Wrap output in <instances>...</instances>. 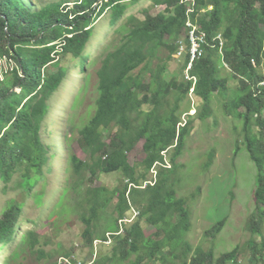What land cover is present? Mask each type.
Returning a JSON list of instances; mask_svg holds the SVG:
<instances>
[{
  "label": "trees",
  "instance_id": "obj_1",
  "mask_svg": "<svg viewBox=\"0 0 264 264\" xmlns=\"http://www.w3.org/2000/svg\"><path fill=\"white\" fill-rule=\"evenodd\" d=\"M140 1L61 0L35 7L28 0H0V55L15 64L0 81V180L5 188L20 177L23 188L31 193L45 178L56 154L44 143L42 132L52 111L50 103L69 78L70 65L85 55L96 23L105 14L113 12L116 28L130 7ZM182 1L150 0L152 6L144 11V18L129 19V34H121L110 45L95 72L99 93L96 110L88 124L81 129L86 119L77 130L76 137L88 157L83 160L70 155L69 188L77 196V208L84 210L85 246L93 253L96 242L113 245L112 256L102 259L98 253L93 264L117 260L126 264H239V247L219 258L214 250L192 247L186 239L192 229V213L187 200L178 198L172 182L194 121V116L185 123L182 119L193 83L178 79L185 74L188 60L178 77L166 79L186 33L189 3ZM195 1L199 26L208 34L209 42L191 72L198 79L194 93L199 102L195 104L197 116L203 121L211 118L212 100L219 94L226 102L225 114L243 122L244 142L258 171L254 197L258 227L264 222V88L259 87L264 80V0ZM211 6L213 10L208 11ZM160 7L164 11L153 15L152 10ZM219 34L223 35L228 67L222 59L220 41L214 42ZM163 50L169 52L167 60L159 57ZM224 71L238 83L233 97ZM193 108V103L187 105L184 113ZM66 139L70 144L72 137ZM142 141L146 158L139 169L130 163L129 156ZM215 158L213 150L207 170ZM167 163L173 167L167 168ZM153 170H157L155 177ZM119 172L124 176L121 188L110 192L89 185L101 175ZM42 198L39 196V201ZM61 205L54 222L60 218L67 221L65 217L76 211L74 207L64 210ZM24 207L25 203L14 200L4 211L0 248L15 243ZM134 212L139 213L137 218L125 223ZM226 223V219L220 221L206 236L217 238ZM146 226L154 228L153 233L147 234ZM21 247L4 264H16L26 251L39 259L48 256L35 231L24 236ZM252 247V264H264V239L260 247ZM73 256L67 252L64 257L77 264Z\"/></svg>",
  "mask_w": 264,
  "mask_h": 264
},
{
  "label": "rangeland",
  "instance_id": "obj_2",
  "mask_svg": "<svg viewBox=\"0 0 264 264\" xmlns=\"http://www.w3.org/2000/svg\"><path fill=\"white\" fill-rule=\"evenodd\" d=\"M28 1L32 6L40 7L61 0ZM151 6L150 0H142L131 6L128 15L116 28L113 24L112 11L96 23L95 35L85 55L70 65L69 78L50 103L52 111L42 136L44 143L52 149V154L55 153L56 157L46 168L45 178L36 189L31 193L27 192L22 186L20 177H16L7 188L0 180V219L12 201L25 203L18 237L12 245L0 248V264H4L14 253L20 252L24 236L33 231L40 235L42 249L48 256L39 259L36 254L30 255L26 251L27 253L16 264H75L64 257L67 252L74 255L77 264H93L98 253L103 257L102 259L112 256V244L102 245L101 242H96L93 253L85 246L82 238L85 225L81 220L84 210L77 208V196L74 192H69L72 170L70 155L74 153L83 160L88 157L80 149L76 137L79 135L77 130L86 119L81 129L88 124L93 115L91 113L96 110L99 93L95 72L101 63V56L110 50V45L119 40L121 34H129V19L133 16L143 19L144 11ZM164 9L163 7L153 9V15L161 13ZM159 57L167 60L169 52L163 50ZM183 63L178 59L170 62L166 75L168 81L173 80L175 76L178 77V73L182 72ZM7 68H15V64H7ZM5 70L3 63L0 71ZM52 72H55V69H52ZM4 76L0 75V81ZM223 76L229 80L230 96L233 97L237 93L238 83L231 79L226 71L223 72ZM178 79L185 81V74H181ZM16 92L21 93V90L17 89ZM191 97L193 98L194 95ZM191 100L189 98L184 104L182 119L185 123L189 121L190 116H194L193 126L184 153L177 161L172 181L178 198L187 200V207L192 213V229L186 239L193 248L201 247L207 252L214 250L218 258L239 247V264H252L254 253L252 245L260 247L262 244L264 222L258 227L255 224L259 222V210L254 198L258 171L244 142V124L241 120L225 114L226 102L222 95L215 94L211 104L212 116L205 121L197 116V109L189 114L184 113L186 106L192 105ZM196 101L195 99V104ZM197 104L199 105L198 101ZM71 137L72 140L68 144L66 138ZM107 142L109 143L108 139ZM144 143L145 141H142L129 156L130 163L138 166L139 169L142 168L141 164L146 158ZM213 150L216 151V158L213 166L207 170L209 153ZM166 167L171 168L173 165L167 163ZM151 174L155 177L157 170H153ZM89 185L106 188L111 192L123 187L124 176L120 172L101 175L94 185L90 182ZM39 196H43L41 201ZM60 205L64 210L69 211V208L74 207L76 211L65 217L67 221L60 218L59 221L54 222ZM114 205L115 202L109 207L108 213H113ZM138 214L134 212L130 220L137 218ZM224 219L227 221L225 229L217 238L212 235L206 236L207 231H211ZM257 219L258 221L254 222ZM145 231L151 234L154 228L146 226ZM107 264L126 263L117 260Z\"/></svg>",
  "mask_w": 264,
  "mask_h": 264
},
{
  "label": "built area",
  "instance_id": "obj_3",
  "mask_svg": "<svg viewBox=\"0 0 264 264\" xmlns=\"http://www.w3.org/2000/svg\"><path fill=\"white\" fill-rule=\"evenodd\" d=\"M183 3H189L187 7V21H186V33L183 36V39L178 43V52L174 56L175 59H178L180 62H186L188 60V65L185 71V81L192 82L193 86L190 90V98L193 101V106L195 108V96H191L195 93V88L198 82V79L192 76L191 72L193 71L194 64L200 60L205 55V45H209L208 34L202 30L199 26L198 21V7L195 0H183ZM213 7H209L208 11H212ZM205 10H201V13ZM217 39H214V42L220 41L221 43V55L226 67L227 64L224 60L223 54V35L219 34ZM216 47V45L212 46ZM186 59V61H185ZM5 63L6 72L8 73L7 64H14L13 60L8 59L5 56L0 55V66ZM13 70V68H11ZM5 71H0V75H5ZM4 80V79H3ZM2 80V81H3ZM259 87L264 88V80L261 82ZM133 220L126 219L125 223H131ZM123 222V221H122Z\"/></svg>",
  "mask_w": 264,
  "mask_h": 264
},
{
  "label": "clouds",
  "instance_id": "obj_4",
  "mask_svg": "<svg viewBox=\"0 0 264 264\" xmlns=\"http://www.w3.org/2000/svg\"><path fill=\"white\" fill-rule=\"evenodd\" d=\"M182 4H185V3H183V1H182ZM211 7H212V6H211ZM208 10H209V8H208ZM206 11H207V10H206ZM198 21H199V20H198ZM1 56H2V55H1ZM5 57H7V56H5ZM7 58H8V57H7ZM8 59H11V58H8ZM174 59H175V58H174ZM189 98H190V97H189ZM193 110H196V108H193L192 111H193ZM183 126H184V125H183Z\"/></svg>",
  "mask_w": 264,
  "mask_h": 264
}]
</instances>
